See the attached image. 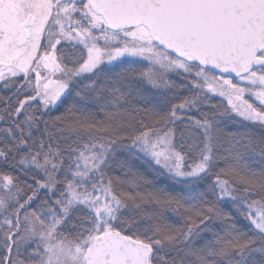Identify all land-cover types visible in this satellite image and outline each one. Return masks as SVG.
Wrapping results in <instances>:
<instances>
[{
	"label": "snow or ice",
	"instance_id": "obj_1",
	"mask_svg": "<svg viewBox=\"0 0 264 264\" xmlns=\"http://www.w3.org/2000/svg\"><path fill=\"white\" fill-rule=\"evenodd\" d=\"M13 7L14 34L7 23L0 27V87L24 95L14 106L0 95V122L11 123L0 134L15 142L0 144V163L11 161L33 183L0 170V264H101L96 250L113 235L132 242L123 250L134 252L135 259H113L109 251L102 264H211L208 256H244L253 241L234 235L231 218L214 202L189 206L141 189L147 183L143 178L135 173L131 179L114 177L106 160L114 145L127 144L169 174L185 178L205 173L213 148L222 144L228 147L221 158L239 159L232 151L239 141L222 136L210 116L230 111L264 124V0H13ZM62 44L78 49L74 66L58 54ZM125 55L148 62L142 75L154 87H174L167 75L177 72L191 78L197 94L159 115L136 106L121 109L126 94L112 87L101 104L103 119L71 107L51 120L37 115L54 106L77 77L97 73ZM94 88L95 80L83 91ZM104 91L96 89L94 98L99 101ZM209 94L226 103L193 120L204 140L189 161L178 150L183 145L175 143L173 125ZM41 123L47 140L39 138L33 147L31 129ZM21 146L29 150L15 159ZM33 169L41 175H31ZM214 183L217 199L244 201L247 219L264 233V175L228 165ZM42 192L55 198H42L31 208ZM164 210L180 215L183 227L166 224ZM210 220H220L227 229L215 248L202 255L204 250L179 247Z\"/></svg>",
	"mask_w": 264,
	"mask_h": 264
},
{
	"label": "trees",
	"instance_id": "obj_2",
	"mask_svg": "<svg viewBox=\"0 0 264 264\" xmlns=\"http://www.w3.org/2000/svg\"><path fill=\"white\" fill-rule=\"evenodd\" d=\"M78 49H73L71 45L62 44L58 48V54L64 58L65 64L68 66H74L77 63ZM127 56V55H126ZM127 59V58H126ZM122 60L115 64L100 66L97 69V73L91 75L85 74L81 77H77L69 86L68 90L59 101L47 111H39L37 115L42 120H51L57 116L66 114L67 110L71 107L74 108L78 114L83 116H94L96 119H103V112L101 110V104L105 97H108L107 89L112 87H119L120 91L126 94L127 103L120 105L121 109L129 106H136L145 109H152L159 115H166L170 110L171 106L179 100L195 96L193 91V84L182 75H173L172 72L167 75V79L174 87H154L148 82L146 76L142 75L148 68V64H143L136 59ZM99 74V75H98ZM95 80L96 88L92 91H83L85 85ZM113 81L116 83L114 84ZM104 87L105 91L99 101L94 98L96 89ZM77 93H81L78 95ZM0 95L9 97L8 103L12 106L15 102L22 98L24 93L16 91L14 88H2L0 87ZM83 97V98H82ZM110 98V97H109ZM213 101H216L214 103ZM212 105H225L221 101L211 99L210 97L204 96L201 102H198L197 109H192L185 112L184 118L175 122L173 127L175 128V143L177 145H183L182 148H178L182 154H186L188 160H194L197 157V152L202 147L204 140L203 132L194 126L193 120L202 119L201 113H213L216 110L212 108ZM3 105H0L2 107ZM210 119L214 120V129L221 131L222 136H232L235 140L239 141L237 146L232 149L234 153L239 155V159H224L226 155L225 149L228 147L227 144H222L213 148L214 158L209 162L208 170L196 177H192L189 180H179L178 177L169 174L160 166L156 165L154 161L146 154L138 151L134 147H129L127 144L114 145L112 151L108 154L106 165L107 171L113 169L116 172L125 175H130L132 178L133 170L126 168L130 165H143L144 169L155 174L161 178L162 182L172 187L173 184L177 186V198L184 201L186 205L199 207L206 202H215L221 205V213L229 216L228 210L241 211L246 220V208L245 203L242 200L234 199H217V185L214 183V178L218 172L227 167L228 165L236 164L237 168L245 174H255L257 176L264 175V124L254 123L245 120L241 117L233 115L230 111L226 115H215ZM11 127V123L7 119L0 122V128ZM43 124H39L38 127L31 129V146H35V143L39 138L47 140L43 132ZM13 136L18 137L19 133L12 129ZM65 141L62 143H69ZM15 142L12 137L7 134H0V144L13 145ZM195 144L196 147L191 146ZM29 149L27 147H19L14 153L15 159L25 154ZM65 155H71V153L65 152ZM68 161H65L67 165ZM11 161L8 164L0 163V170L9 171L14 175L19 176L20 180L32 184L33 181L26 175H21L15 167L10 166ZM142 173V172H141ZM31 175L39 177L41 174L36 172L34 169L31 170ZM63 173H61V176ZM137 175V174H136ZM138 176V175H137ZM58 186V190H59ZM167 188V186H166ZM54 199L55 194L52 197L47 196L46 193H41L40 196L34 200L31 204V208H36L41 199ZM222 203H226V208L223 207ZM175 216L178 214L171 211ZM230 217V216H229ZM231 223L235 225L234 235L243 237L245 226L242 227L240 223L233 220L232 216ZM219 220H210L204 224L201 229L197 230V233L193 234L190 239L192 242L203 241L204 250L201 252L202 255L206 254L208 248H215V240L219 236H224L227 231L223 223H218ZM244 224V223H243ZM141 227L145 226V222H141ZM222 226V230L219 227ZM255 230V228L253 227ZM255 233L257 234L258 232ZM187 242L180 245L179 247L187 249ZM31 247V245L29 246ZM254 251L257 253V260H261V264H264V253L258 251L260 248H264V234L259 233L256 236V242L253 243ZM252 250L250 247L247 250L245 256ZM2 251V250H0ZM244 257V256H242ZM207 259L211 264H217V259L221 257L208 256Z\"/></svg>",
	"mask_w": 264,
	"mask_h": 264
},
{
	"label": "rangeland",
	"instance_id": "obj_3",
	"mask_svg": "<svg viewBox=\"0 0 264 264\" xmlns=\"http://www.w3.org/2000/svg\"><path fill=\"white\" fill-rule=\"evenodd\" d=\"M6 4L8 5L7 8H5ZM14 14H15V7H13V0H0V27H3L5 25V23H7L8 31L10 33H13V34H14V26H15ZM0 49H2V46H0ZM78 54L79 53H77V57H78ZM124 59H126V60L136 59V60L142 62L143 64H148V62L142 58L126 56V55L121 57V58H118L117 60H115L111 63H106V64L112 65V64H115V63L120 62V61L122 62V60H124ZM106 64H103L102 66H104ZM172 74L176 75L178 73L172 72ZM182 74L179 73V75H182ZM182 76L186 79L188 77V80L191 82V78L187 74H183ZM191 84H193V83H191ZM192 92L194 93V95H196L198 92V89L193 87ZM64 94L62 95V97L64 96ZM205 96L210 97L211 99H214L217 101H221L224 104L226 103L221 97H219L217 95H210L209 94V95H205ZM62 97L60 99H62ZM213 102L216 103V101H213ZM257 107H259V105H257ZM232 114L237 116V118L240 117L237 114H234V113H232ZM128 165L129 166H127L126 168H131L133 170V173L137 174L138 177L143 178V180L147 182V183H143L140 185L141 189H147V190L154 191L162 197L167 196V197L177 198L176 195L178 192L176 190L177 189L176 185L173 184L172 187L168 186L167 184H165L164 182L161 181L162 179L159 178V176L157 177L155 174L151 173L150 171L144 170V169H148V167L144 168L143 165H138V166L137 165H130V164H128ZM232 165H235L237 167L236 164L232 163ZM110 174L113 175L114 177L118 176V177H121L123 179H131L129 177L130 175L123 176L122 174L116 172L113 169L110 171ZM190 178H192V177L179 178V180H185L186 181V180H189ZM166 186H167V188H166ZM215 204H216L217 208L220 210L221 205H218L217 203H215ZM222 204H223V207L226 208L227 204L226 203H222ZM228 212H229L228 213L229 216L230 217L232 216L234 221H236L237 223H240L242 225V227L245 226V229L243 231L244 235H243L242 239L246 240V241L251 240V241H253V243H254V241L256 242V236H258V234L262 233V232L257 230L254 227V225L249 221V219L246 218V220H245L243 217L244 214L241 211H237L234 209V211L228 210ZM162 218L166 224L170 225L173 228H180V227H183V225H184L183 218L180 215L179 216L173 215L171 213V210H164L162 213ZM220 222H218V223H220ZM253 227L255 228L256 232H258L257 234L255 233V230L253 229ZM219 229L223 231L222 226L219 227ZM262 234H264V233H262ZM253 243L251 245L252 250H249V253L246 256L244 255V257H242V256L236 255L235 253H232L229 256L221 257V259H217V264H261V260L258 261L257 257H255V256H257V253H255V251H254ZM202 246H203V241L199 242L197 239L196 241H193V242L191 240H189L187 242V246H185V247L191 248L192 250H199V248ZM156 251L159 252V249H157ZM171 254L172 253H169V255H171Z\"/></svg>",
	"mask_w": 264,
	"mask_h": 264
},
{
	"label": "water",
	"instance_id": "obj_4",
	"mask_svg": "<svg viewBox=\"0 0 264 264\" xmlns=\"http://www.w3.org/2000/svg\"><path fill=\"white\" fill-rule=\"evenodd\" d=\"M131 244V241H122L117 236L113 235L111 237H105V242L98 246L96 250V258L98 261L103 262L105 254L107 252H111L113 254V259H121V260H128V259H135L134 252L131 250L124 251V244Z\"/></svg>",
	"mask_w": 264,
	"mask_h": 264
}]
</instances>
